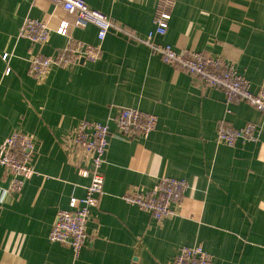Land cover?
<instances>
[{
	"label": "crops",
	"instance_id": "obj_1",
	"mask_svg": "<svg viewBox=\"0 0 264 264\" xmlns=\"http://www.w3.org/2000/svg\"><path fill=\"white\" fill-rule=\"evenodd\" d=\"M84 1L138 39L154 31L158 0ZM173 2L167 33L155 36V44L223 58L253 93L264 90V0ZM27 17L51 28L44 47L18 39ZM75 19L50 0H0V145L15 131L36 143L35 174L20 194L7 192L11 177L0 165V264H173L185 246H201L213 264H264L262 114L247 103L232 104L227 114L221 91L199 87L117 29L98 61L55 68L45 80L31 77L33 55L51 56L65 46L56 32L60 23H69L76 39L99 43L97 28L75 27ZM121 107L156 115V130L148 139L119 137L112 119ZM222 119L234 128L256 124L259 141L218 143ZM83 120L107 124L110 144L100 207L75 258L70 248L50 242L49 233L58 211L83 197L90 182L60 144ZM162 177L185 180L189 188L177 214L159 223L123 197L152 190Z\"/></svg>",
	"mask_w": 264,
	"mask_h": 264
},
{
	"label": "built area",
	"instance_id": "obj_2",
	"mask_svg": "<svg viewBox=\"0 0 264 264\" xmlns=\"http://www.w3.org/2000/svg\"><path fill=\"white\" fill-rule=\"evenodd\" d=\"M56 7L75 15L74 26L84 28L93 25L97 28V45L86 43L73 37L70 24L62 22L56 32L66 38V44L54 55L42 53L33 55L29 61V75L37 80H45L53 69L68 68L78 65L81 61L94 63L103 53L102 44L108 34L117 29L129 40L141 41L148 46L153 55L172 66L178 72L190 75L201 88H213L225 96L226 113L230 114V106L236 103H247L264 117V90L253 93L250 82L237 73L234 65L226 63L223 58L212 57L203 53L186 50L176 51L170 45L155 44V36L167 33L174 9L173 0H158L154 13V31L144 40L138 39L125 28L114 23L106 14L91 9L84 0H50ZM51 28L46 22L27 17L19 31L18 39H26L32 45L44 47L50 40ZM8 62L9 55L2 56ZM7 67L5 74L9 75ZM115 123L119 137L123 139H148L158 125V117L137 109L118 108ZM258 126L247 123L242 128H234L226 119L218 122L216 128L217 142L227 147H234L241 142H258ZM110 131L107 124L83 120L61 138L68 162L75 166L79 175L89 178L83 197H72L68 210H59L56 220L49 233V241L70 248L75 258L79 256L89 240L87 225L92 211L99 209L104 189L103 167L109 150ZM36 143L28 135L13 132L0 145V165L11 177L7 192L20 194L26 182L32 179L35 171L31 165ZM189 184L185 180L162 177L152 190L141 192L137 189L124 195V202L136 206L157 222L170 219L177 214L175 205L181 203ZM5 192V191H4ZM2 200V199H0ZM173 264H213L212 256L201 246L182 247Z\"/></svg>",
	"mask_w": 264,
	"mask_h": 264
}]
</instances>
